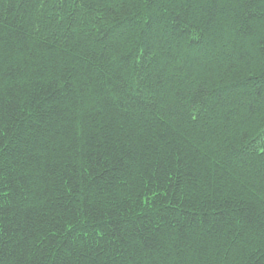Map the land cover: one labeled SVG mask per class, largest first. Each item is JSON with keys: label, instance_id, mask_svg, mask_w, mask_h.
<instances>
[{"label": "trees", "instance_id": "obj_1", "mask_svg": "<svg viewBox=\"0 0 264 264\" xmlns=\"http://www.w3.org/2000/svg\"><path fill=\"white\" fill-rule=\"evenodd\" d=\"M0 264H264V0H0Z\"/></svg>", "mask_w": 264, "mask_h": 264}]
</instances>
